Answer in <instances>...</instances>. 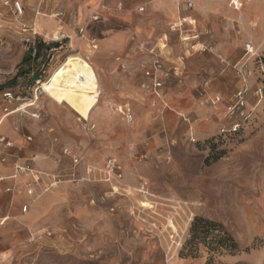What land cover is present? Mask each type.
<instances>
[{
  "label": "rangeland",
  "instance_id": "rangeland-1",
  "mask_svg": "<svg viewBox=\"0 0 264 264\" xmlns=\"http://www.w3.org/2000/svg\"><path fill=\"white\" fill-rule=\"evenodd\" d=\"M75 56L101 85L88 121L44 92ZM155 57L161 95L127 98ZM0 107V134L33 169L0 191V264H264V0H0Z\"/></svg>",
  "mask_w": 264,
  "mask_h": 264
},
{
  "label": "built area",
  "instance_id": "built-area-1",
  "mask_svg": "<svg viewBox=\"0 0 264 264\" xmlns=\"http://www.w3.org/2000/svg\"><path fill=\"white\" fill-rule=\"evenodd\" d=\"M187 7L188 9H191L192 4L190 2L187 3ZM13 8L17 15L22 16L23 6L20 2L13 5ZM105 10H106V6L102 4L101 7L91 15L88 23L83 28L80 29L82 39L86 37V30L91 25L92 21L95 22V21L100 20L101 14ZM141 11H144V9H142ZM61 15L63 14L60 13V16ZM186 20L187 19H185V22ZM173 29L176 31L175 28ZM21 30L23 33H26L27 35V40H26L27 44L35 47L36 33L31 31L30 27H28V25L26 24L22 26ZM91 48L93 49L98 48L96 41L93 39L91 41ZM206 50H207L206 47H202L200 49V51L202 52H205ZM248 50L250 51V53L251 52L253 53V48L251 46H248ZM58 51L59 50H56V52L53 54V58L56 56L55 54L58 53ZM174 71L176 72V69ZM166 75H167L166 66L163 64L161 59H159L158 57L157 58L155 57V59L152 60L150 65H148V67L145 70L144 77H145L146 82L144 83V89L146 91L153 92L156 96H160L166 85V83L164 82ZM39 91H40V88L36 90V93H38ZM243 96H244V93L242 91L237 94V98L240 100H243ZM3 99L8 105L13 104V103L17 104L22 101V99L18 95L14 94V92L12 91L4 92ZM121 108H122L121 113H122L123 119L128 124L133 123L134 116H133L132 108L130 106H125ZM5 110L8 111V107H6ZM19 110L20 109H17V111ZM88 127H89V130L91 131H93L95 128V126H92V125H89ZM15 148H16L15 143L13 141H10L7 137L0 136V162L5 164L8 161V157L12 155L11 150ZM14 159H15V164H14L15 169H14V175L12 176L14 179H18L22 176L30 177L33 174V169L29 164H24V163L22 164L21 160L16 157H14ZM105 174L108 177L109 181H112V179L121 180L123 178L121 164L116 159L108 160L105 165ZM4 180H5L4 178L0 177V187L2 183L4 182ZM32 191L33 190L31 189V192Z\"/></svg>",
  "mask_w": 264,
  "mask_h": 264
},
{
  "label": "bare ground",
  "instance_id": "bare-ground-1",
  "mask_svg": "<svg viewBox=\"0 0 264 264\" xmlns=\"http://www.w3.org/2000/svg\"><path fill=\"white\" fill-rule=\"evenodd\" d=\"M45 86L44 92L49 93L55 102L69 104L82 120L88 121L100 104L101 85L96 70L80 56L60 66L51 74Z\"/></svg>",
  "mask_w": 264,
  "mask_h": 264
},
{
  "label": "crops",
  "instance_id": "crops-1",
  "mask_svg": "<svg viewBox=\"0 0 264 264\" xmlns=\"http://www.w3.org/2000/svg\"><path fill=\"white\" fill-rule=\"evenodd\" d=\"M90 7H92V6H90ZM85 10L86 9H83V8L79 9V12L78 13L81 14L80 17H79L80 18L79 21H82L83 19H85V15L87 16V13H90L93 10V8L91 10H87V11H85ZM102 13H104V12H102ZM186 19H187L186 20L187 23L190 22L189 24H192L191 26H195V22L192 23L191 21L188 20V18H186ZM120 39H121L120 37L111 38L107 42V45H110V44L114 43L115 41H120ZM197 39H198V37H193L192 38V40H194V41L197 40ZM182 40H183V42H188L189 41L187 38H184V37L182 38ZM163 41H162L163 42V45H162L163 47H162V49L160 51L161 58H164L165 57L164 56L165 50H167L166 49L167 48V44L165 42L166 40H163ZM142 62H143V60L141 59L137 63V67H138V70L140 71L139 73L142 76L143 82L141 83V85L138 88L131 86L128 89H126L125 92H123V93H126L125 96L127 98H130L131 100L138 101V102H140L141 99L143 100V97L144 96L142 95V93L145 94L144 92H149V91H146L144 89V83L146 82V80H145V77H144V68H143L144 66H143ZM6 90H8V89L7 88H4L3 89L2 93H1L2 94L1 97H3V93ZM149 93L152 94V95H155L153 92H149ZM36 100H38L37 97H36ZM31 104H33V106H30V107H34L36 105L34 103H31ZM26 105H28V104H26ZM58 106H60V104L57 105V107ZM22 109H20V110H22ZM1 111H2V109L0 107V113H1ZM8 116H11V114H9ZM0 136L1 137H7L6 135L4 136V135H1V134H0ZM29 139L31 140V138H29ZM11 153H12V155L8 157V161L5 164H3V163L0 162V177H2V178L5 179L4 182L2 183L1 187H0V191H3V193H5V194L12 192L11 184H7V183L9 181H14V182L17 181V179H14L12 177L14 175V169H15V167H14V164H15L14 157L18 158L16 149L11 150Z\"/></svg>",
  "mask_w": 264,
  "mask_h": 264
},
{
  "label": "trees",
  "instance_id": "trees-1",
  "mask_svg": "<svg viewBox=\"0 0 264 264\" xmlns=\"http://www.w3.org/2000/svg\"><path fill=\"white\" fill-rule=\"evenodd\" d=\"M39 48V47H38ZM38 54L40 53L39 49L37 50Z\"/></svg>",
  "mask_w": 264,
  "mask_h": 264
}]
</instances>
